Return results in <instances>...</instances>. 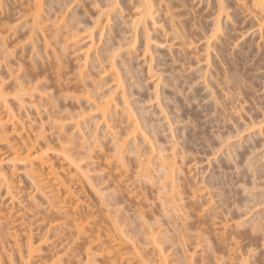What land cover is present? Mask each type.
Returning <instances> with one entry per match:
<instances>
[{
  "label": "rangeland",
  "instance_id": "rangeland-1",
  "mask_svg": "<svg viewBox=\"0 0 264 264\" xmlns=\"http://www.w3.org/2000/svg\"><path fill=\"white\" fill-rule=\"evenodd\" d=\"M135 1L120 0L122 12L115 11L110 27L100 35L95 34L93 51L99 54L100 63L93 62L89 54L83 65L81 50L70 58L72 54L58 52L59 56H68L64 59L68 60L64 61L66 67L59 71L58 54L54 52L53 55L54 50L51 53L52 49L60 51L61 47L59 42L52 47L57 40L51 35L55 32V16H60L59 20L65 23L73 16L71 19L76 20L75 27L82 38L86 35L85 29L92 26L99 7L107 0H44L43 16L46 14L48 21L41 35L42 39L45 35L48 37L47 44L51 41L47 46L52 47L48 48V55L45 54L46 46L45 50L42 48L40 34L37 35L40 42L36 39L30 40L31 43L26 38L30 25L25 21L28 18L23 16V10L27 0H0V35L8 36V44L12 41L7 52L0 44V76L5 78V91L14 119L25 125L31 137L41 131L40 124L43 126L46 137L39 138L38 143L44 146L49 142L55 146L57 154L50 156L56 167L69 166L72 161L66 154L76 159L75 162H88L86 165L89 164L91 170L88 166L86 169L90 178L86 173L85 177L80 175L71 182L75 196L81 198L80 214L91 216L93 226L112 231L124 252L123 262L163 264L154 249L155 243L150 240L155 238V245L161 247L166 264H226L228 258L235 259L238 253L245 258L243 264H264V34L257 31L254 18L240 9L235 0H223L228 6L229 17L222 18L223 33L210 49L209 64L203 61L200 64L195 60L205 53L217 1L154 0L158 26H151L149 31L150 50L143 52L146 40L140 33L134 52L123 45L131 39ZM262 3L264 6V0ZM171 13H174L177 29L194 41L195 60L193 51L190 52L193 55H188L190 62L181 59L176 48L179 38L170 29ZM84 40L80 39L75 48L84 46ZM35 42L37 46H33ZM113 50H119L114 60L119 64L121 87H116V79L108 67L111 59L106 56L114 53ZM36 52L42 57H36ZM119 55L124 57L121 59ZM41 61L46 67L39 63ZM150 66L151 72L148 71ZM42 68L46 69L44 73ZM39 69L41 74L47 75L42 74L41 84L35 83ZM9 70H14V74L9 75ZM77 70L84 71L82 82L73 77ZM16 77L28 90L42 85L37 87L42 99L35 94L31 103L20 105L23 91ZM93 82L103 84V91H112L120 103L119 108L123 106L124 92L146 141H151L156 149L161 145L165 147L166 155L175 153L178 163L182 160L180 166L184 165L181 167L184 173L174 174L175 187L171 189V183L169 186V181L161 179L163 175L158 171L152 172L141 165L130 151L118 159L112 147V134L99 118H93L94 123L89 121L87 128L82 124V138L77 134L57 135L58 129L52 124L55 125V120H60L67 109L73 112L79 103L80 107H88L83 98H79V102L78 98L70 96L80 92L74 85L88 87ZM67 84L76 89L65 90ZM89 87L92 90L91 85ZM24 97L27 99V95ZM120 115L113 114L110 122L116 134L123 133L128 124ZM93 133L99 144H93ZM56 135L62 136L56 138ZM143 145V151L150 150L147 142ZM16 169L18 171L12 176L13 191L20 204L17 206L14 201L15 209L5 197L4 188L0 187V202L9 205L7 207L12 210L8 208V211L13 213L14 210L11 219L16 216L15 222L31 227L32 240L39 247V253L47 255L58 251L60 260L56 264H86L85 237L61 219L62 215L55 218L61 213H54L53 208L47 207L50 202L46 204L43 202L46 200L38 198L41 194L35 191L22 164H16ZM70 171L73 169L68 170V174ZM7 212L4 210V214ZM17 216H24V219L18 220ZM1 224L0 246H9L11 257L3 255L0 247L3 255L0 261L2 264H10L11 260L17 263L18 254L12 243L7 245L10 239ZM50 245L54 248L49 252ZM110 261H114L112 264L121 262L113 256L98 255L93 264H111Z\"/></svg>",
  "mask_w": 264,
  "mask_h": 264
},
{
  "label": "bare ground",
  "instance_id": "bare-ground-1",
  "mask_svg": "<svg viewBox=\"0 0 264 264\" xmlns=\"http://www.w3.org/2000/svg\"><path fill=\"white\" fill-rule=\"evenodd\" d=\"M43 1L44 0H27L28 3L24 7V10H23L24 12L22 11L24 14L22 15L25 16L26 19L28 18V20H25V21L27 22V24L29 22L28 25H30L29 28H27V31L29 32V36H26V38L29 39L28 41L32 40V42H34V40L36 41L37 39L38 41L39 39V42H40V38L42 39L44 37L42 36L45 33L43 31L45 29L43 28L47 26L45 24H46V21H48V19L47 17H45L46 14L43 16V11H44ZM216 1H217V11L213 19L214 23L210 31V34L206 38V42H205L206 46L204 49L205 53L201 55V58L200 56H198L199 57L198 58L195 55L196 52H194L195 49L193 48L195 46L194 41L192 39H189L188 36H186L188 39L184 37L185 33L177 29V25L176 23H174V18H173L174 13H171V16L169 17V20L171 22L170 29L172 30V34L176 36L177 38H179V41H177L178 43H176L178 44L177 45L178 47L176 48H177V51L180 52V56L182 57L181 59H184V61L187 60L188 62H190L188 59V55L190 54L193 55L194 53L193 55L195 56L194 60L196 59V57L198 59V60L196 59L195 61H198L199 63L200 61L201 62L203 61L202 63L204 64L206 63L207 65L209 64V58H210V52H211L210 49L215 47L218 38H220L221 37L220 35H222L223 33L222 25H221L222 18L229 17V12L227 11L228 6L225 4V2L223 0H216ZM235 2L240 9L246 10L249 13V15H251L254 18V21L257 26V31L260 34H264V6L262 3V0H235ZM120 5H121L120 0H110V1L107 0V2L103 6H100L101 8L99 7V11L97 12V16H95L92 22V26L85 29L86 35L82 38L80 37V34L77 32L78 31L77 27H75L76 20L74 21V19L73 20L71 19V17L74 18L73 16H71L66 23L64 21L59 20L60 16H55V18L57 19V21L53 23L55 32L53 31L54 34L52 33L51 35L56 37L57 40L54 43L52 42L53 43L52 47L54 48L53 45H55L56 42L61 43L60 45L61 47H59L60 51H58V49L55 48L56 50L52 49L51 53L54 50L52 54L53 55L55 53L58 54L57 55L58 57L57 56L55 57L59 58L57 59L58 62L56 61V63H58L57 69L59 71L60 69H64L66 67L64 63L68 60L65 61L64 59H66L65 56L68 59V56L65 54H68V55L72 54L69 56L70 58L75 53H77V51L79 50H81L80 52H82V57H84L83 65L85 64L86 58L89 56V54H92L91 56H92L93 62L95 61L96 63H100L99 54L96 51L95 52L93 51V48L96 44L95 34L97 33L100 35L105 28L110 27L109 24L111 22L112 14L115 13V11L117 10L120 13L122 12V8H121L122 6ZM134 9L135 11L133 13L132 20H131V27H132L131 28L132 35L130 37L131 39L128 41L127 44L123 46L128 47L129 49L132 48L131 50L135 49L136 39H138L137 35L142 33V36H144L145 37L144 39L146 40L144 43L145 46L143 47L145 50L143 49L142 50L143 52L148 53V50H150L148 48V44H150L149 41L151 39L150 38L151 36L149 37V33H150L149 31L151 29V26H153L154 28L158 26L157 25L158 20L156 19L157 8H155V1L154 0H137L134 2ZM55 11L56 10H54V12ZM25 21L23 22L24 25H25ZM38 34H40L39 35L41 36L40 38L39 36H37ZM7 37H8L7 35H0V44L2 46V50L4 49L6 52L10 51L8 49V46L12 42V41H9V44H8ZM46 38L48 37H46L45 35L44 39ZM44 39H42V43L44 45V47L42 48L44 50L47 48L46 49L47 53L45 52V54L48 55L49 54L48 48L51 49L52 47L50 48L47 46L51 44V41L49 44H47L49 41L47 39L46 40ZM80 39H85L84 40L85 45L77 46V48H75L76 43H78ZM45 41H47L45 43L47 45L44 44ZM73 44L75 46H73ZM35 45H36V42L33 43V46ZM69 48L71 50H69ZM128 48H127V51L129 52ZM118 51L113 50L114 53L111 54L112 56L109 54L110 58L109 56H106V57L108 60L111 59L109 62L107 60V62H108V67L111 70V75L116 79L115 85L116 87H121V79L119 78V73L117 69L119 64L116 62V60H114V57H115L114 55L115 53L117 54ZM133 51L135 52L136 50H133ZM191 51H193V53H190ZM58 52L60 53L63 52L65 54L63 57L62 55H60L61 56L60 58L59 56L60 53ZM132 52H130V54ZM120 53L123 54L121 51ZM198 53L199 52H197V55ZM35 55H37L36 57H38V55L42 57V55L39 54V52L38 53L36 52ZM121 56L119 55V58ZM195 61L194 63L198 64ZM39 63L42 64L43 61ZM63 64L65 66H63ZM190 64L193 65L192 61ZM42 65H45L46 67V64L43 63ZM39 70L38 72H40V74L38 75V77H37V73L35 75V79L36 77L38 78L36 79L37 81L35 83L41 84L39 79L42 77V74L45 72L46 69L44 70L42 68L43 70L42 74H41V69ZM148 71L149 72L152 71L151 66L150 68H148ZM9 72H10V74L8 73L9 75H11V73L14 74V70L13 71L9 70ZM83 73H84L83 70H77V74H74L73 77H75V79H78L80 82H82L85 79V77L83 76ZM44 75L45 74H43V76ZM45 76L47 77V75ZM85 76H87V74H85ZM1 78L2 77L0 76V187L1 189L2 187L4 188L3 192H5L4 194L5 197L7 196L8 199L10 200L8 201L7 199V201L10 202L9 204L12 203V205L10 206H13V208L15 209L16 206L14 207L13 204L15 203L17 206L20 204L19 200H17L18 199L17 194L15 193V191H13L14 185H13L12 176L15 170L18 171L16 169V164H22V166L24 167L25 173L29 177L30 182L33 184V186H35L34 187L36 189L35 191L38 192L39 195L41 194L40 195L41 197L37 195L38 198H41V199L43 198L42 200H46V202L43 201L46 204L50 202L48 204L49 206L47 207L49 209L50 207L51 209L53 208L54 213L55 211L57 214L61 213L60 215L59 214L56 215L52 213L53 216L55 217L56 215L57 217L55 218H58V217L60 218L62 215L61 219L63 218L65 221H68L70 224H72L75 227V231L76 233H78V235H80L81 237L82 236L85 237L83 239L84 240L86 239L85 243L87 244L86 245L87 247H85L86 264H93V261L96 259L98 255L100 256L104 255L106 257L113 256L114 258L116 257L117 259L121 261L120 264H130L128 260L123 262L124 252L121 251L120 243L114 237V235L112 234V231L109 228L104 229L101 227L93 226L92 223H94V221L91 216L80 214L79 208L82 206L81 198L75 196L72 190V187H71V182L79 178L80 175L82 176L84 175V177L86 173L88 175L89 171L88 169H86L89 167V164L86 165V163L88 162L84 164L81 163L80 161L75 162L76 159H73L71 158L69 154L68 155L66 154V157L68 156L67 158L68 159L70 158L71 161L74 163V164L72 162L70 163L71 165H73L72 167L74 168H72L70 164L69 166H66V167H63V166L56 167L50 156V154H53V155L57 154L55 146L51 145L49 142H45L44 146L38 143L39 138L44 139V137H46V135L43 134V131H44L43 128H41L43 126L40 124L39 131L40 130L41 131L38 132L35 136L33 135L34 137H31L30 136L31 132L30 131L27 132L28 129L27 128H26L27 130L25 129V125L23 123H17L16 120L14 119L15 116L13 115L12 108L9 105V102L7 99L8 92L5 91L6 86L4 85V80H3L5 78L4 77L2 79ZM17 78L19 77H16L15 81L17 80ZM16 82L19 85V88L23 91L22 93H20V98H19L20 105H23L27 102L31 103V101L33 100V96H35V94H38V95L41 94L40 90L37 87L42 86V85H39V86L34 85L33 88L28 90L22 81L18 82L17 80ZM42 83H44L43 86L46 85L45 82H42ZM90 85L92 87V90H90V87H89ZM90 85L88 87L87 85H82L81 86L82 88L77 85H74L76 88H78V90L80 89L79 90L80 92H77V93L73 92L70 94V96L72 98H78L77 101H79V98L81 100L83 98V100L88 102V107L82 106V104H81L82 107H80V103H79L78 105L79 107H77L78 109H76L77 111L73 110L72 112V110L69 111L67 109L66 112L64 113V116H62L60 120H55L56 121L55 122L56 124L54 123L55 125L52 124V126L57 128L59 131V132L58 131L56 132L57 135H60V133L63 135L67 134L69 136H73L77 134L80 136V138H82L83 137V132H81L82 124L85 125V127L87 128L86 124L89 121L94 123L95 120H92V119L97 118L98 120L99 118V120H101L104 123L106 129L109 130V134H112L111 135L113 137V138L111 137L112 138L111 140L113 141L112 147L114 151L116 152L115 156L118 157V159H121L125 152L130 151L131 153L136 155V159L140 160L141 165L148 167V169L151 170L152 172L158 171L159 175H163L162 177L160 176L161 179L163 178L169 181L167 182L169 186L171 183L170 188L175 187L174 184L176 183H174L173 176H175L178 173L179 174L184 173L182 172L183 168H181L184 165L180 166V164H183V163H180L182 162V160L179 159L180 161L178 163L177 159L175 158V153L166 155L164 152L165 147L161 145L156 149L153 146V143L151 141H146V135L144 131L142 130L141 125L138 122L135 114L133 113L132 108L129 107V105L127 104L124 92H122L123 106L119 108L120 103L117 100V96H115L112 91H103L101 89L103 84L99 82H93V84H90ZM71 86L73 85L67 84L65 90H71L72 88H75L74 86L73 87ZM74 94L75 96L77 94L79 95L75 97ZM24 95H27V99H25L26 97H24ZM41 97L42 96L40 95V98ZM119 113L121 114L120 116L122 118L124 117L123 119L125 120L127 119L128 124L126 125V129L123 131V133L116 134V133H113V130L111 128L112 125L110 124V122L113 120V114H119ZM57 129H55V131ZM57 135H56V138H59L62 136L61 135L57 137ZM93 136H94L93 144H99V141H97L98 139L96 135L94 134ZM68 138L70 141L73 140L72 137H68ZM145 141L147 142V145H148L147 148H150V150L146 151L147 153L143 151V146H144L143 142L146 143ZM2 144H4L5 146L3 147ZM152 154L154 155L151 158L150 156ZM154 158L155 160L153 162L152 160ZM156 161H157V164H156ZM106 162L109 163L110 159L107 160ZM177 164H179V166ZM84 167L86 170H84ZM70 169H73V171L72 172L70 171V173L68 174V170ZM89 175H88V179L90 178ZM164 185L166 186V184ZM171 189H170V192H171ZM14 201H17V202H14ZM1 204L3 203L0 202V220H2V222L0 221V224L2 223L3 224V225L1 224L2 228L7 231V232L5 231L6 236L8 237L7 239H10L12 241L11 242L9 240L8 242L7 240L6 243L7 245H10V243H12V246L15 248L14 249L11 246L12 250L13 249L16 250L18 254V262L17 263L13 262L14 260L10 259L11 260L10 264H37V263L48 264V261H51V264H56L60 260L58 251L53 250V252L47 255L46 254L42 255L41 253H39L38 252L39 247L37 245H34L35 243L32 240L31 227L28 226L27 224L21 226L22 223L15 222L14 219H16V216L14 219H11L13 216L14 210L12 213L11 211L12 209L10 207H7L9 205L3 204L2 206ZM3 208L5 212L8 211V208L11 210H9L6 214H4ZM17 219L18 220L24 219V216H17ZM150 240H152L151 241L152 243L157 244V242L155 241V238L150 239ZM155 244L153 246H154V249H157L159 260L163 264H166L167 263L166 258H165L164 253L162 252L161 247H159V244L158 245H155ZM22 246L24 247L22 248ZM0 247L3 251V255L6 254L11 257V254H8L10 253L9 246L6 247L7 249L4 247V245H1ZM49 247L50 248L48 247L47 248H48V251L50 252L52 251L51 249L54 248V245H50ZM41 249L42 248H40V250ZM2 251L0 252L2 253ZM3 255L0 254L1 257ZM239 255L240 253L236 254L237 259L236 258L235 259L237 260V262H235L236 260L234 258L232 260H230L231 258H228L229 262L227 261V263L243 264L245 262V258L242 256V254L240 255L241 258H239ZM113 262L114 261H110L111 264ZM0 264H2L1 261H0ZM141 264H146V263L142 262Z\"/></svg>",
  "mask_w": 264,
  "mask_h": 264
}]
</instances>
